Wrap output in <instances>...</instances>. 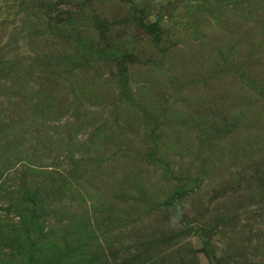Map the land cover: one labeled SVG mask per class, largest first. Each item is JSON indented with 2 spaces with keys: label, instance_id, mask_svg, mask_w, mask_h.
Here are the masks:
<instances>
[{
  "label": "rangeland",
  "instance_id": "374dc122",
  "mask_svg": "<svg viewBox=\"0 0 264 264\" xmlns=\"http://www.w3.org/2000/svg\"><path fill=\"white\" fill-rule=\"evenodd\" d=\"M0 264H264V0H0Z\"/></svg>",
  "mask_w": 264,
  "mask_h": 264
}]
</instances>
